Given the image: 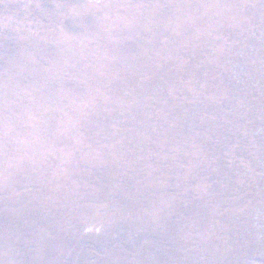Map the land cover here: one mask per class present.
Here are the masks:
<instances>
[{
    "label": "rangeland",
    "instance_id": "rangeland-1",
    "mask_svg": "<svg viewBox=\"0 0 264 264\" xmlns=\"http://www.w3.org/2000/svg\"><path fill=\"white\" fill-rule=\"evenodd\" d=\"M260 209L264 0H0V264H264Z\"/></svg>",
    "mask_w": 264,
    "mask_h": 264
},
{
    "label": "trees",
    "instance_id": "trees-1",
    "mask_svg": "<svg viewBox=\"0 0 264 264\" xmlns=\"http://www.w3.org/2000/svg\"><path fill=\"white\" fill-rule=\"evenodd\" d=\"M259 213H260V214H259ZM257 214H259V215H256V217L254 218V221H255V222H259V221L263 220V218H264V210H263V209H260V210L257 212ZM249 231H251V230H249Z\"/></svg>",
    "mask_w": 264,
    "mask_h": 264
}]
</instances>
